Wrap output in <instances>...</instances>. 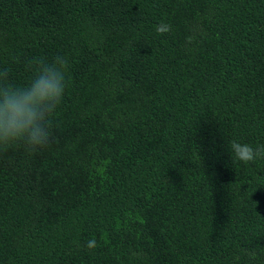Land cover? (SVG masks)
<instances>
[{"label": "trees", "instance_id": "16d2710c", "mask_svg": "<svg viewBox=\"0 0 264 264\" xmlns=\"http://www.w3.org/2000/svg\"><path fill=\"white\" fill-rule=\"evenodd\" d=\"M58 55L50 144L0 152V264H264V159L228 149L264 145V0H0L9 83Z\"/></svg>", "mask_w": 264, "mask_h": 264}, {"label": "clouds", "instance_id": "9594fccd", "mask_svg": "<svg viewBox=\"0 0 264 264\" xmlns=\"http://www.w3.org/2000/svg\"><path fill=\"white\" fill-rule=\"evenodd\" d=\"M156 31L167 34L171 25L161 22ZM33 64L35 75L26 86L9 83V69L0 70V152L22 144L34 153L48 147L52 140L54 121L68 86V61L58 55L51 61L37 58ZM228 149L232 159L245 165L264 159V145L253 147L233 139ZM85 246L95 249L97 245L89 240Z\"/></svg>", "mask_w": 264, "mask_h": 264}]
</instances>
